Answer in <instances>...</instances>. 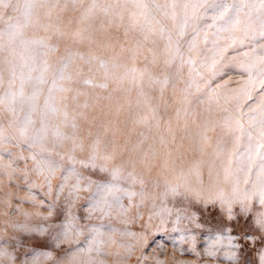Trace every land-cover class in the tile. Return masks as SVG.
I'll use <instances>...</instances> for the list:
<instances>
[{
  "label": "rangeland",
  "instance_id": "obj_1",
  "mask_svg": "<svg viewBox=\"0 0 264 264\" xmlns=\"http://www.w3.org/2000/svg\"><path fill=\"white\" fill-rule=\"evenodd\" d=\"M13 2L20 3L21 11L13 12L9 8L5 16L21 17L24 0H13ZM41 2L42 0H37V7L33 9V23L24 29V39L30 41L44 39L49 45L57 44L59 50L55 53L49 52L47 56L50 67L46 74V82L39 85L40 94L37 107L32 113L35 123L29 129V136L40 127L44 102L48 96L55 69L59 66L61 58L71 51L82 54L85 58L99 56L108 61V67L104 69L96 63L86 64L79 59V56L74 57L69 68L74 79L72 82H65L64 86L79 90L82 94L74 100L75 91L56 93L57 106L63 108L67 105L70 117L79 113L87 117L85 119L77 115L79 138L85 142V151L77 150L75 153L77 159H84L87 156V144L92 139L87 136L89 121H91L93 133L97 126H107L109 131L105 138L109 140L112 139L113 130L118 129L115 139L119 145L124 144L125 140L135 141L139 138V134L144 132L147 139L143 148L148 149L149 146L155 145L160 152L154 160L149 157L150 167L138 166L137 172L143 174L145 183L143 188L137 184L131 189L137 193L133 200L129 201L127 198L122 200L123 205L129 209L127 214L114 211L111 217L102 218L99 213H96L90 220L79 219L86 214L85 206L90 195L87 192L80 193V200L76 201L71 209L78 217L74 223L81 226L88 224L105 226L104 239L107 242L101 249L103 254H94L91 258L102 260L103 264H158V262L162 264H232L231 249L227 247L228 241H219L216 236L222 233L225 227L231 228L235 233L240 230V225H243L244 221L241 220L238 225L236 221L229 220L220 210L219 205L204 208L202 204L195 203L193 193H186V186L190 185L193 190L206 194L210 184L209 161H211L213 175L215 176L217 171L220 172V179L211 183L212 190L223 188L230 194V184L223 179L222 168L230 158L235 159L234 153L244 150L248 141L246 137L236 141V134L224 125L223 118L228 114L225 109L231 112L234 108L235 97L241 89L245 88L249 79H261L260 73L255 69L252 77L245 71V66L249 63L255 64L256 68L264 67V39L259 35L261 22L259 14L253 13L248 38L242 44H234L228 38L232 35L243 37V31L221 33L226 38L221 41L225 50L218 58L219 63L216 69L209 71L201 65L202 58L211 55V52L206 49H210L212 45H205L202 37L204 31H207L209 40H211L216 32L215 27H209L213 24L212 16L215 14L212 10L204 16L201 14L205 9H199L196 14L198 18L194 22L190 20L185 36L179 37L175 32L176 22L172 20L171 15L167 17L164 15V6L172 0H97L98 7L92 16L84 21H82V13L91 0H77L75 5L72 0H59L57 7L51 10L52 21L54 24L58 23L60 31L66 34L58 36L54 30L45 31L43 27L35 23L37 18L41 23L47 22L45 12L48 9L40 7ZM137 2L148 4L150 9L148 15L154 17L150 26H145V16L141 14L142 10L135 7ZM176 2L178 5L176 11L179 14L181 11L179 5L185 0H176ZM190 2L195 4L202 0H190ZM208 2L211 3L212 0ZM217 2L230 6L233 3H240L241 0H217ZM243 2L258 4L259 0H243ZM109 4L118 7L106 15L102 8ZM156 4L162 7L157 9ZM168 11L170 13L171 9ZM247 11L248 9L245 8L244 12ZM57 16L60 18L59 22L56 21ZM242 19H245L243 13ZM109 20L112 21L110 24ZM5 26L6 21H0V30ZM161 27L166 33H171L174 39H180L181 51L185 58L190 55L195 59L196 68L207 83L201 80L195 72L190 73L187 64L178 74V60L172 64H165V60L169 59V54L165 51L167 40L160 34ZM78 29L81 31V36L74 37L73 34ZM195 30H200L201 38L197 41V49L190 52L188 43ZM89 32L96 38V43L87 39ZM146 33L149 35L145 41ZM137 41L143 43L139 53L133 59L131 50ZM149 48L153 49V52H148ZM43 51L45 49L38 45H31L28 49L23 46L17 47L14 58L17 78L11 91H19V74L21 70L27 73L28 69L23 67L24 62L27 61L31 66L33 56L37 71L32 75L33 77L39 75V68L44 59L40 53ZM6 58L12 59L7 49L0 52V78H2L0 79V96L10 90L9 81L12 78L8 65L5 63ZM113 63L118 64L119 67L113 68ZM146 65L149 71L145 73L141 82L139 75L131 73L130 70L132 68L144 69ZM90 67L91 74L88 71ZM77 69H83L79 77H76ZM87 75H91L97 84L105 82L107 76V89L85 86L82 80ZM165 75L170 78L171 82L161 93L160 85L150 82L149 77L156 80L163 79ZM191 79H195L200 84V90L196 91L193 88L191 95L186 97L184 90ZM141 88L149 98L151 107L158 109V115L161 117L158 129L153 126L152 130L148 131L145 124L139 122L142 117L149 120L152 118L151 112L142 103ZM208 89L214 90L209 95L219 97V103L201 102L200 98L205 96ZM261 91L264 89L253 90V100L245 101V109L248 104L254 102ZM32 92L33 82L25 81V97L30 96ZM85 103L88 104L87 108L82 107ZM10 107H15V113L9 110ZM27 111L28 105L22 106L19 100L15 105H10L7 100L0 103V126H2L3 136L9 138L0 142V250L6 249L16 256L15 264H24L25 261L28 264H32L33 261L35 264H55L57 260L60 264H74L72 256L76 250L87 248L88 230L85 227L83 235H78L73 231L69 237L71 243L56 239V234L62 231L57 225L64 223L67 218L66 198L69 189L65 187L60 199L56 201V211L49 215L47 205L56 199V189L61 182L63 169L57 171L52 178V193L49 195L45 176L36 171V162L31 159L34 153L39 152V148L30 149L25 138L20 136L19 124L12 123L14 120H22ZM178 111L179 115H177ZM231 114L235 113L231 112ZM252 115H255L257 121L261 119L258 110ZM169 120L172 130L176 133L175 145L169 146L172 148L171 155H168V149L161 148L159 145V137L168 135L166 122ZM206 122H210L212 127L208 131L209 141L201 151L199 135ZM241 122L245 127L248 126L247 117ZM57 127L66 135L72 134V129L66 124L62 113L50 117V128L45 146L52 150V158L55 160L60 159L56 153L67 154L72 147L70 140L63 141L62 145L55 142L54 132ZM217 143L222 148V152L219 155H211ZM101 147L103 148V145ZM165 161H167V167H165ZM197 161L200 162L202 185L198 183L193 173V166ZM118 162L119 158L113 163ZM65 166H67L66 160ZM80 171L85 176H91L93 180L100 179L103 175L93 174L89 169L81 168ZM254 175L255 169H253V178ZM72 182L74 181L70 180L69 184ZM176 184L179 185L181 194L172 195L169 192L165 196L168 186ZM142 190L145 193L143 207H137L140 203L139 193ZM234 211L239 216L238 204L234 206ZM260 211H264V208H261L254 200L252 214ZM44 217L49 218L44 219ZM41 228L47 231L40 234L38 230ZM111 228L118 231L112 232ZM122 232L135 235H121ZM109 237L112 239L109 240ZM18 240H24V243L17 245ZM221 243L223 247L219 246ZM210 244L218 245L214 256L208 255ZM44 252H51L52 257L41 255ZM250 258L255 264V253ZM77 259L79 264H88L90 257L87 253H81ZM0 264H9L8 257H0Z\"/></svg>",
  "mask_w": 264,
  "mask_h": 264
},
{
  "label": "snow or ice",
  "instance_id": "obj_2",
  "mask_svg": "<svg viewBox=\"0 0 264 264\" xmlns=\"http://www.w3.org/2000/svg\"><path fill=\"white\" fill-rule=\"evenodd\" d=\"M72 3L75 5L77 0H72ZM58 4L59 0H42L39 6L48 9L45 12L47 22L41 23L39 18H37L35 23L43 27L45 31L54 30L56 35L63 36L66 33L61 32L58 23L54 24L52 21L51 10L57 7ZM66 6L67 5H65V7ZM177 6L176 0H172L171 3L164 6V15L166 17L171 15L172 20L176 22L175 32L179 37L185 36L190 20L194 22L198 18L196 14L199 9H205L204 13L201 14L204 16L207 15L209 10H212L215 13L212 16L213 24L209 27H215L216 32L213 34L211 40H209L207 31H204L202 37L205 45H212L210 49H206L211 52V55L204 56L201 65L209 71L216 69L217 64L219 63L218 58L223 55L225 50L221 45V41L226 38L222 36L221 33L243 31V37L232 35L228 38L231 39L234 44H242L244 40L248 38V29L254 12L258 13L261 17L259 35L264 39V0H259L258 4H246L241 0L240 3H233L230 6L225 3L217 2V0H212L211 3H209L208 0H202V2L195 4L191 3L190 0H185L184 3L179 5L181 9L179 14L176 11ZM36 7L37 0H24L21 17H6L5 13L9 8H11L13 12H17L21 11V5L19 2L14 3L13 0H0V21H6V26L0 30V52L7 49L9 56L12 57V59H5V63L8 65L12 77L9 81L10 90L5 92L3 96H0V103L7 100L10 105H15L19 100V103L22 106L24 104L28 105V111L25 113L24 118L18 121L14 120L12 123L19 124L18 131L20 136L25 138V142L30 149L39 148V152L34 153L31 159L36 162V171L45 176L49 195L52 193V178L56 175L57 171L63 169L61 182L56 189V199L47 205L49 208V215H51L56 211V201L60 199L65 187H68L69 190L66 198L68 208L67 218L64 223L57 225L62 231L56 234V239H62L64 242L71 243L72 241L69 239L71 233L75 231L78 235H83L84 228L86 227L88 230L87 248L77 249L72 256V260L74 264H79L77 259L78 256L81 253H87L90 257L88 264H103L102 260L93 259L91 257H93L94 254H103L101 253V249L107 242L104 239L106 234L104 231L105 226L103 224H88L85 226L77 225L74 222L78 217L75 216L71 209L75 206L76 201L80 200V193L87 192L90 193V195L87 198V204L85 206L86 214L79 217V219L90 220L96 213H99L102 218L111 217L114 211H119L121 214H127L129 209L123 205L122 200L124 198H127L129 201L133 200L137 193L131 189L137 184H140L143 188L145 183L143 174L137 172L138 166L143 168L150 167L149 157L154 160L160 152L155 145L149 146L148 149L143 148V144L147 139L144 132H141L139 138L135 141L129 142L128 140H125L124 144L119 145L115 139L116 133L119 131L118 129L113 130L112 139L109 140L105 138L106 133L109 131L107 126H97L95 133H93L91 130V121H89L90 127L87 131V136L92 137V139L87 144V156L84 159H77L75 155L77 150L81 152L85 151V142L83 139L79 138L80 129L77 123V115L84 117V114H73L70 117L69 112L67 111V105H64L63 108L57 106L56 93H69L75 91L76 94L73 97L74 100L78 99L82 94L79 90L64 86L65 82H72L74 79L73 74L69 72L74 57L79 56V59L83 60L86 64L92 65L93 63H96L100 68L104 69H107L108 61L101 59L99 56H89L85 58L82 54L73 53L71 51H68L67 54L61 58L59 66L55 69L54 78L49 87L48 96L44 102L40 127L35 129L29 136V129L35 123L32 119V113L37 107V100L40 94L39 85L46 82V74L50 67L47 56L49 55V52L55 53L59 50L57 44L49 45L44 39L31 41L24 39V29L33 23V9ZM97 7V0H91V3L82 13V21L88 20ZM117 7V5L109 4L103 7L102 11L107 15ZM135 7L142 10L141 14L145 16V26H150L154 17L148 15L150 13L148 4L137 2ZM155 7L159 9L162 6L156 4ZM245 8L248 9L246 13L244 12ZM168 9H171L170 13ZM189 10H191V12ZM242 13L245 19H242ZM59 19V16H57L56 21L59 22ZM111 22V20L108 21L109 24ZM101 28L103 30V24L101 25ZM160 34L162 37H166L167 40L165 51L169 54V59L165 60V64H172L178 60L177 74L182 71L185 64H187L190 73L195 72L201 80L207 83L202 74L196 68L195 59L190 55L185 58L184 53L181 51L180 39H174L173 35L171 33H166L163 27L160 28ZM73 35L74 37H79L81 36V31L78 29ZM148 35L149 33L145 34V41L148 39ZM199 38H201V32L200 30H195L192 39L188 43V49L190 52L197 49V41ZM87 39L93 43L97 42L91 32H89ZM142 43L143 42L141 41H137L135 47L131 50L133 59L139 53ZM153 43L155 42L153 41ZM31 45H38L40 48L45 49V51L40 53L44 59L39 68V75L35 77L32 75L33 72L37 71V68L35 67V57L33 56L31 57L33 61L31 66L27 61L24 62L23 67L28 69L27 73L21 70L19 74V91H11L17 78V66L14 62L17 47L23 46L25 49H28ZM147 51L151 53L153 52V49L149 48ZM112 67L116 68L119 67V65L113 63ZM254 69L260 73L261 79H249L245 88L241 89L239 94L235 97L236 102L234 108L231 110V112H234L235 114L233 115L228 109H225V112L228 114L223 118L224 125L236 134V141H239L244 137H246L248 141L244 150L240 153H234L233 155L235 156V159L233 160L230 158L227 164L222 168L223 179L230 184V194L223 188L216 191L212 190L211 183L220 179V172L217 171L215 176L213 175L211 161H209L210 184L206 194H202L199 190H193L190 185L186 186V193H193L195 203L202 204L204 208L219 205L220 210L226 214L229 220L236 221L238 225L241 220L244 221V224L240 225V230L235 233H233L231 228L225 227L224 231L218 233L216 236V239L219 241H228L227 247L231 249L230 259L232 260V264H253V261L250 258L253 253H255L256 256L255 264H264V211L257 212L254 215L252 214V202L254 200L261 206V208H264V150H262L264 149V91H261L259 95L256 96L253 103L248 104L247 109L244 108L246 100H253V90L257 88L264 89V67L256 68V65L253 63H249L245 66V71L250 77H252ZM88 71L89 74H91V67ZM148 71L149 69L147 65L144 69L132 68L130 70L131 73L139 75L141 82L143 81L145 73H148ZM82 73L83 69H77L76 77H79ZM125 74L127 75L128 72L126 71ZM149 79L150 82L158 83L160 85L161 93H163L164 88H166L171 82L167 75H165L163 79L152 80L151 76ZM106 80L107 76L105 77V82L97 84L93 81L91 75H87L82 80V83L85 86L107 89L108 84ZM25 81L33 82V92L27 97L24 95ZM193 88H195L196 91L200 90V84L195 79H191L187 84L184 90L186 97L191 95ZM212 92H214V90L208 89L205 92V96L200 98L201 102L219 103V97L209 95V93ZM140 96L143 98L142 103L144 107L151 112L152 118L149 120L146 117H142L139 122L145 124L148 131H151L153 126L158 129L161 122V117L158 115V109L151 107L150 100L143 91V88H141ZM257 106L259 107L257 108ZM82 107L87 108L88 104L85 103ZM9 110L13 113L16 111L15 107H10ZM257 110L261 115L259 121L256 120L255 115H252V113ZM61 113L66 124L71 127L72 134L70 136L66 135L60 131L59 127H57L54 132V139L56 143L61 145L63 141L70 140L72 142V147L67 154L56 153V155L60 156V159L55 160L52 158V150L46 148L45 142L48 138L50 117L58 116ZM177 115H179V111L177 112ZM245 117L248 119L247 127L241 122ZM84 118L87 119V117ZM166 123L168 135L159 137V145L161 148L168 149V155H171L172 148L169 146L175 145L176 133L171 128V121L169 120ZM211 127L212 124L206 122L199 135L201 151L204 150L203 146L209 141L208 131L211 130ZM6 139L9 138L3 136L2 126H0V142ZM102 145L103 148L101 147ZM221 152L222 148L219 143H217L211 155H219ZM117 158H119V162L113 163ZM65 160L67 166H65ZM165 167H167V161H165ZM81 168L89 169L93 174L103 175H101L100 179L93 180L91 176H85L80 171ZM253 169H255L254 178ZM193 173L196 175L198 183L202 185L203 180L201 179L199 161L194 164ZM180 174L182 175L183 173L181 172ZM70 180H73L74 182L69 184ZM169 192L172 195H180L179 185H169L168 190L165 192V196H167ZM139 196L140 203L137 207H143L145 196L143 190L139 193ZM237 204L239 205V216H237V212L234 211V206ZM25 215H27V213ZM48 218L49 217H44V219ZM110 230L112 232L118 231L115 228H111ZM38 231L40 234H43L47 229L41 228ZM121 235L134 236L135 234L122 232ZM111 239L112 238L109 237V240ZM23 243L24 240L17 241V245H22ZM219 246L223 247L224 245L221 243ZM57 247H59V244H57ZM217 247L218 245L216 244H210L208 255L214 256ZM41 255L48 258L52 257L51 252H44L41 253ZM0 257H8L9 264H15L17 259L16 256L9 253L6 249L0 250ZM24 264H28V262L25 261ZM32 264H35V261H33ZM55 264H60L59 260H57ZM158 264H162V262H158Z\"/></svg>",
  "mask_w": 264,
  "mask_h": 264
}]
</instances>
